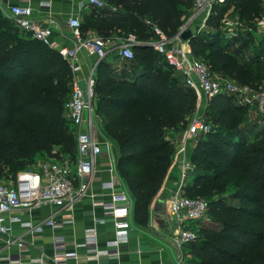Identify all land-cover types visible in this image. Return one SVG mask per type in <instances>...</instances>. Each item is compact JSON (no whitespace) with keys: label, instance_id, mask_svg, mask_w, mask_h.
Masks as SVG:
<instances>
[{"label":"trees","instance_id":"1","mask_svg":"<svg viewBox=\"0 0 264 264\" xmlns=\"http://www.w3.org/2000/svg\"><path fill=\"white\" fill-rule=\"evenodd\" d=\"M263 1L216 2L207 21L212 30L204 29L190 41L193 55L203 56L212 73H222L240 85L264 86V71L257 73L239 60L243 46L254 43L253 38L231 47L239 40L226 41L222 31V19L231 9L243 21L255 24ZM107 2L128 15L82 21L84 35L96 32L114 38L133 32L147 43L151 38L145 20L173 38L195 0ZM133 50L135 58L128 65L133 79L125 75L131 70L119 77L109 74L108 58L98 64L95 108L100 120H105L104 134L116 148V167L132 197L134 221L146 227L173 164L176 148L170 132L178 133L190 124L201 102L152 45ZM74 81L69 62L57 50L22 33L0 8V177L10 179L8 184H15L18 174L41 156L76 163L77 136L66 114ZM248 110L225 93L207 103L212 130L193 144L194 170L182 190L184 196L207 198L211 222H197L193 228L198 238L190 243L186 264H264V136L249 141L242 128ZM230 184L238 191L227 199L223 194ZM234 198L240 204L233 203Z\"/></svg>","mask_w":264,"mask_h":264},{"label":"built area","instance_id":"2","mask_svg":"<svg viewBox=\"0 0 264 264\" xmlns=\"http://www.w3.org/2000/svg\"><path fill=\"white\" fill-rule=\"evenodd\" d=\"M224 1L195 0L190 15L173 38H169L159 26L147 20L150 32L155 35V39L147 42V44L152 45L162 54L168 64L183 77L185 84L198 93L201 102L200 108L204 101L208 103L209 100L225 93L233 96L239 105L248 106L249 109L255 108L259 117L256 121L264 126V87L257 89L250 85H240L235 80L224 76H217L211 72L205 62L193 55L190 41L181 38L186 30L194 28L199 18L202 20L201 25L194 32L199 33L206 29L214 4ZM81 3L84 8L95 7L98 9H105L109 5L107 0H81ZM42 6L50 8V3H43ZM9 13L22 33L57 50L69 62L75 76L73 92L66 105V114L77 136L78 158L76 163H71L69 160L48 161L35 171L20 172L15 184L0 181V240L5 242L9 252H11V245H17L18 252L9 253L7 258L10 263H21L23 260L22 253L29 249V245L24 240L12 236L13 225H20L34 235H41L47 230L56 232L63 229L67 224L75 222V216L71 209L91 195L89 191L96 173L97 160L103 147V143L94 136L93 132V121L100 120L95 108V72L100 61L114 54L126 61L133 60L135 58L134 44L141 42H138L133 35L125 40L105 38L96 32H89L84 35L81 30L82 19L78 16L68 20L74 46L57 48L52 41L53 20H50L48 25L36 20L33 17L34 9L30 3L11 6ZM222 31L225 40L228 42H235L243 36H250L254 41H262L264 40V16H261L255 24H248L230 10L222 19ZM82 50H86L98 58L90 75L85 80V85H82L78 79V75L82 73L80 62ZM88 113L89 119L87 118ZM88 125L90 128L87 127ZM211 130L212 126L196 114L190 121L187 133L176 144L172 166L177 165L179 167L180 184L179 190L168 201L166 216L174 228V241L179 248L197 240V231L191 228V224L196 222L209 224L211 222L208 217L206 199L184 196L182 190L187 181L190 180L194 170L190 149L199 136L208 134ZM109 173V180L104 181L103 185L112 188L110 199L107 201L102 198L96 199L93 195V206L103 209L102 216L100 218L95 217V221L109 226L108 229L114 235L107 240L105 249H101L99 247V229L94 226L86 229L85 241L78 247L93 245L95 249L93 256L77 264L99 262L102 255L120 261L124 251L129 253L140 252L139 248L133 249L128 244L129 232L133 227V200L128 189L122 184L116 161L113 159L110 163ZM45 205H53L58 208L67 207L70 214L61 219L52 215L40 223L22 219L20 215L22 211L30 212ZM53 241L57 249L52 257L53 263L67 264L70 259L78 260L77 252L65 251L67 242L64 237H54ZM44 259L45 256L41 255L34 260L43 263Z\"/></svg>","mask_w":264,"mask_h":264},{"label":"crops","instance_id":"3","mask_svg":"<svg viewBox=\"0 0 264 264\" xmlns=\"http://www.w3.org/2000/svg\"><path fill=\"white\" fill-rule=\"evenodd\" d=\"M50 3V8L43 7V3ZM30 5L34 9V18L45 25L49 24L50 20H53V35L52 41L57 48L60 47H73L74 43L71 37V28L68 26V20L71 17H80L83 22L90 19L93 16L96 17H110L121 18L128 14L122 9H114L112 5H108L105 9H98L95 7L84 8L81 0H0V8L2 11L11 17L9 9L14 5ZM232 10V9H231ZM201 18H199L192 30H196L201 25ZM250 36H243L236 43L231 44V47H237L245 41V38ZM253 42L254 41L252 39ZM120 60H124L121 57L111 55L108 58L111 69L119 72L120 75L124 74V71L120 72L122 64ZM98 58L94 54L88 53L86 50H82L80 53V62L82 66V73L78 75V79L82 85H85L87 77L90 75L92 68L97 63ZM117 67H113L115 64ZM130 62V61H127ZM122 70V69H121ZM117 75V76H120ZM129 75L132 79L135 77L134 73L125 74ZM201 108H206L205 101L202 103ZM200 108V109H201ZM255 110V108L251 109ZM255 113V112H254ZM256 115L258 113L256 111ZM256 116V118H257ZM89 119V113L87 114ZM256 118L252 121L256 124ZM94 136L103 143L102 153L100 154L97 164L96 173L92 180L90 196H87L82 201L77 203L71 211L75 216V222L67 224L63 229L56 232L47 230L41 235H34L29 230L22 228L20 225H13L12 236L24 240L29 249L22 253L23 260L21 263L8 262V254L18 252L16 244L11 245L10 251L6 249V244L3 240H0V264H55L52 262V257L56 253V247L54 245V237H64L67 244L65 251L77 252L79 255L78 260L70 259L67 264H77L78 262H84L87 258L93 256L95 246L90 245L87 247H78L79 244L85 241V230L91 227H97L99 229V247L105 249L107 240L111 239L114 233L108 229L109 226L101 224L95 221V217L100 218L102 216V208H94L93 199L102 198L107 201L110 199L112 188L103 185L104 181L109 180L110 163L111 160L116 161L117 151L112 142L106 137L102 130L101 120H94ZM90 128V126H87ZM256 128V125H255ZM179 133V132H178ZM176 131L170 132V138L174 139L177 144L178 134ZM192 148L190 149V152ZM191 178V177H190ZM122 184L125 183L122 181ZM180 184V172L177 165L172 166L169 170L166 182L162 186L161 190L157 194L151 208L150 224L146 227L138 225L133 220V227L129 232V245L133 248H139V253H129L124 251L120 261L110 259L106 255H102L99 262H91L90 264H186L188 260V245L179 248L174 241V228L169 223L166 214L155 213L154 204L156 207L160 205H168V201L179 190ZM126 187V185H125ZM127 188V187H126ZM119 190V189H117ZM94 195V197H93ZM70 210L67 207L58 208L53 205H45L42 208L35 209L27 212L22 211L20 213L24 221H33L34 223H40L45 218L55 215L56 218L61 219L65 215H69ZM96 215V216H95ZM193 228V227H191ZM41 255L45 256L44 262L40 263L35 261Z\"/></svg>","mask_w":264,"mask_h":264},{"label":"rangeland","instance_id":"4","mask_svg":"<svg viewBox=\"0 0 264 264\" xmlns=\"http://www.w3.org/2000/svg\"><path fill=\"white\" fill-rule=\"evenodd\" d=\"M260 14H261V16H264V1H263V5H262V8H261ZM145 21L147 22V20H145ZM146 30L148 31V34H149V36L151 38V41H153L155 39V35L150 32V28H146ZM206 30L207 31H211L212 30V27L208 26L206 28ZM131 35L135 36L138 42H141L138 39V34L133 33V32H131V33H129V32H127V33L126 32H123L120 35L115 34L113 37L115 39L125 40L129 36H131ZM261 45H263V46H261ZM114 56H116V54H114ZM198 59L201 60V61H203V62H206L205 61V58L203 56L198 57ZM239 60L241 62L247 64L248 66L253 67V69L257 73L258 72H260V73L263 72L264 71V42L263 41H257V42L252 43L251 45L247 44V45L243 46L242 52H241L240 57H239ZM112 63L115 64V61H113ZM120 63L122 64V66L120 67V72L121 71H125V70H128V71L131 70L129 73L132 72V69L128 66L130 62H127L126 60L125 61L124 60H120ZM113 67H117V65L115 64ZM169 72H171V73H173V74H175L177 76V73L174 70L169 69ZM213 73L216 74L219 77L224 76L222 73H216V72H213ZM109 74H111V75H120L119 72H117L114 69L113 70L111 69L109 71ZM262 85H264V83H262ZM262 87H264V86H262ZM205 104H207V102ZM206 107H207V105H206ZM251 109H253V107H251L248 110V112L246 113L247 115L244 118V122L242 124V128L246 131V134H247V137L249 138V141H252L253 142V141L257 140V138H259L260 136H264V126H262V124H260L259 121L258 122L255 121L256 124L254 122H252L256 118L257 115H256V111L255 110H251ZM196 114L200 115L206 122H209L210 121V119L208 117V114L206 112V108H201ZM192 117H191V119H192ZM258 119H259V117H258ZM104 121L105 120H103V122L101 121V126L102 127L105 124ZM255 125H256V128H255ZM188 126H189V122L177 134L179 141H181L183 139L184 135L187 133ZM171 141L174 144V147L176 148V144H175L174 139H171ZM49 160H52V159H49V158H47L45 156H41L36 161V163L34 165H32L30 168H28V170L35 171V170L39 169V167L44 162L49 161ZM0 181L7 183V182H10L11 180L8 179L7 177H0ZM190 183H192V182H190ZM236 191H238V189H235L234 188V185L233 184H230L228 186L227 191L225 192V194H223V197L224 198H227V199L230 198V197H233V196H235ZM202 198L207 199L206 197H202ZM232 202L233 203L240 204V201L238 199H235V198L232 200ZM197 225H198V223L196 222V223L191 224V227H193V228L198 227ZM191 246H192L191 244L188 245L189 249L191 248Z\"/></svg>","mask_w":264,"mask_h":264},{"label":"water","instance_id":"5","mask_svg":"<svg viewBox=\"0 0 264 264\" xmlns=\"http://www.w3.org/2000/svg\"><path fill=\"white\" fill-rule=\"evenodd\" d=\"M196 36H197V33L194 32V30L188 29L181 35V38L185 41H191ZM145 45H148V44L147 43H137V44H134V47H140V46H145ZM166 209H167L166 205L159 204L156 207V204H154L155 213L166 214Z\"/></svg>","mask_w":264,"mask_h":264}]
</instances>
